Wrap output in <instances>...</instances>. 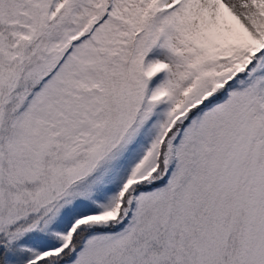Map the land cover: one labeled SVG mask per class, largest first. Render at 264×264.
<instances>
[{
  "label": "snow or ice",
  "instance_id": "obj_1",
  "mask_svg": "<svg viewBox=\"0 0 264 264\" xmlns=\"http://www.w3.org/2000/svg\"><path fill=\"white\" fill-rule=\"evenodd\" d=\"M0 264H264V0H0Z\"/></svg>",
  "mask_w": 264,
  "mask_h": 264
}]
</instances>
